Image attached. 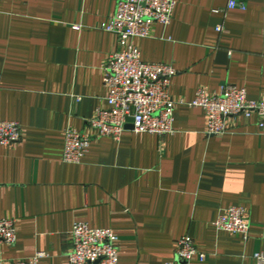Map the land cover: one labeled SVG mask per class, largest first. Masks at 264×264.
<instances>
[{
    "label": "crops",
    "instance_id": "obj_1",
    "mask_svg": "<svg viewBox=\"0 0 264 264\" xmlns=\"http://www.w3.org/2000/svg\"><path fill=\"white\" fill-rule=\"evenodd\" d=\"M172 23H154L131 41L146 63L173 66L174 133L128 129L93 139L78 165L63 162L65 131L92 134L107 109L104 67L121 49L104 30L114 0H0V121L18 122L22 139L0 145V218L16 221L17 241L0 261L69 264L76 222L111 229L119 264H166L190 236L205 261L255 264L264 254V133L258 118L229 120L207 136L196 92L228 84L264 99V0H175ZM219 26L223 31H218ZM246 210L249 236L218 231L220 212Z\"/></svg>",
    "mask_w": 264,
    "mask_h": 264
},
{
    "label": "built area",
    "instance_id": "obj_2",
    "mask_svg": "<svg viewBox=\"0 0 264 264\" xmlns=\"http://www.w3.org/2000/svg\"><path fill=\"white\" fill-rule=\"evenodd\" d=\"M116 12L104 30L118 37L121 49L112 53L104 67V86L108 91L107 109H98L87 123L92 134L68 128L65 131L63 162L78 165L89 152L95 138L119 140L132 126L137 134L147 133L166 136L174 133V111L182 104L170 95L176 69L162 63H146L140 51L131 44L136 38H148L152 24L168 27L174 17L175 0H114ZM229 8H245L231 0ZM218 31H223L219 26ZM2 77L0 74V84ZM191 107L201 108L207 119V136H223L227 133L229 120L236 117L258 118V128L264 133V99L252 100L245 89L228 84L218 93L203 89L196 92ZM22 139L18 122L0 121V145L11 146ZM218 231L249 236L247 212L240 207L223 209L215 223ZM72 250L69 264H119V238L111 229L92 228L86 222H76L72 232ZM264 240V231L262 235ZM17 241L16 221L0 218V244L13 246ZM46 253H38L27 261H0V264H39ZM200 253L190 236L180 239L176 258L166 264H191ZM255 264H264V254L253 255Z\"/></svg>",
    "mask_w": 264,
    "mask_h": 264
},
{
    "label": "water",
    "instance_id": "obj_3",
    "mask_svg": "<svg viewBox=\"0 0 264 264\" xmlns=\"http://www.w3.org/2000/svg\"><path fill=\"white\" fill-rule=\"evenodd\" d=\"M128 129H133V127L130 125V126H128Z\"/></svg>",
    "mask_w": 264,
    "mask_h": 264
}]
</instances>
